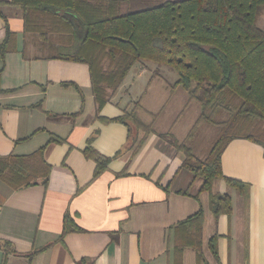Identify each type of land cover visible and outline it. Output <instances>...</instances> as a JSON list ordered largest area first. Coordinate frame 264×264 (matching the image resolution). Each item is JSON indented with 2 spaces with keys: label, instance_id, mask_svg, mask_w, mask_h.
<instances>
[{
  "label": "crops",
  "instance_id": "obj_1",
  "mask_svg": "<svg viewBox=\"0 0 264 264\" xmlns=\"http://www.w3.org/2000/svg\"><path fill=\"white\" fill-rule=\"evenodd\" d=\"M23 13L21 5L0 0V44L6 27L13 34L10 49L0 52V156L28 155L44 146L31 162L40 173L48 164L49 172L46 185L13 189L0 179V264H264L262 145L242 137L225 145L222 173L245 187L239 191L215 180L213 192L231 199V212L215 216L208 192L198 191L201 179L185 172L184 155L169 138L195 153L199 131L220 126L203 124L187 136L200 106L176 84L177 73L168 75L166 64L138 61L136 76L129 73L137 62L98 107L88 65L56 57L78 46L69 25L58 32L45 27L42 33L41 24L25 30ZM149 68L150 79L142 82ZM134 104L152 130L133 153L142 133L130 122L101 117H118ZM88 144L109 158L94 178L95 162L83 153ZM200 208L198 234L174 227ZM65 215L80 230L60 237ZM213 235L216 254L208 243Z\"/></svg>",
  "mask_w": 264,
  "mask_h": 264
},
{
  "label": "trees",
  "instance_id": "obj_2",
  "mask_svg": "<svg viewBox=\"0 0 264 264\" xmlns=\"http://www.w3.org/2000/svg\"><path fill=\"white\" fill-rule=\"evenodd\" d=\"M123 1L126 0H11L24 8L25 30L41 24L38 29L42 33L45 27L47 32H58L69 25L78 46L56 57L88 65L98 107L108 101L109 90L115 89L138 61L166 64L175 69L176 84L187 90L189 101L194 100L200 106L187 136H193L203 124L220 126L221 132L204 159L197 158L184 142L172 138L169 141L183 153L181 165L201 179L198 191L208 192V208L215 216L228 214L230 196L213 192V182L222 178L239 191L245 184L223 175L221 152L237 137L258 142L264 151V30L257 25V18L264 11V0H164L143 9L121 11ZM12 35L6 27L5 40L0 44L2 54L10 49L8 40ZM221 111L228 113L226 119L217 117ZM101 119L130 122L142 133L133 153L152 130L138 118L136 104L118 117ZM168 135L161 134L166 139ZM52 139L61 141L56 136ZM43 148L28 155L0 156V179L13 189L39 181L46 185L49 165L40 173L36 163L31 162L42 155ZM83 153L95 162L93 178L106 169L108 157L101 156L89 144ZM202 223L200 208L174 227L183 225L188 234L194 235L200 232ZM71 230L80 228L65 215L60 237ZM215 239L213 235L208 241L213 254H216ZM195 247L200 256L198 243Z\"/></svg>",
  "mask_w": 264,
  "mask_h": 264
},
{
  "label": "rangeland",
  "instance_id": "obj_3",
  "mask_svg": "<svg viewBox=\"0 0 264 264\" xmlns=\"http://www.w3.org/2000/svg\"><path fill=\"white\" fill-rule=\"evenodd\" d=\"M161 1H164V0H126L124 3V6H122L121 8H122V11L123 10L124 11L138 10V9H143L145 7H148V6L156 5V4L160 3ZM257 24L259 27L264 29V11L258 17ZM146 64L156 65V63H154L152 61H146ZM139 65H140V63L137 62L131 68L129 76H131V77L136 76V74L134 72H135L136 66H139ZM167 70H169L168 75L174 74V76H175V74H176L175 69H173L171 66H169ZM144 73L145 74L142 76V82L143 81L146 82L150 79V76H151L150 68L147 69V71L144 69ZM139 80L137 82H139ZM135 91H137V90H135ZM170 106H172V105L170 104ZM217 117L219 119H225L228 117V113L225 111H221L220 113H218ZM220 132H221L220 128H218V127L216 128L215 126H211V125H206L205 127H203L199 131V134L194 141V149H195L194 154L197 158L204 159L205 157H207L208 151L211 147V143L216 139V137L220 134ZM254 134H255V136H260L259 132H254ZM185 172L190 173V171H187V170H185ZM215 184H217V183H215Z\"/></svg>",
  "mask_w": 264,
  "mask_h": 264
}]
</instances>
